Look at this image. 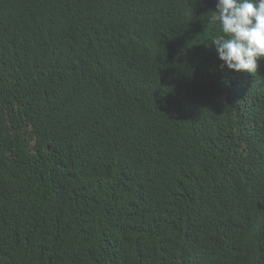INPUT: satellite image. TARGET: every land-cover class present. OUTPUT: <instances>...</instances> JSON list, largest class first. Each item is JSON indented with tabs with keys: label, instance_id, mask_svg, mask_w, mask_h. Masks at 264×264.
<instances>
[{
	"label": "trees",
	"instance_id": "16d2710c",
	"mask_svg": "<svg viewBox=\"0 0 264 264\" xmlns=\"http://www.w3.org/2000/svg\"><path fill=\"white\" fill-rule=\"evenodd\" d=\"M215 5L0 0V264H264V73Z\"/></svg>",
	"mask_w": 264,
	"mask_h": 264
},
{
	"label": "clouds",
	"instance_id": "9594fccd",
	"mask_svg": "<svg viewBox=\"0 0 264 264\" xmlns=\"http://www.w3.org/2000/svg\"><path fill=\"white\" fill-rule=\"evenodd\" d=\"M209 13L208 25L218 28L219 33L209 46H214L221 69L242 72V81L262 75L264 0H216Z\"/></svg>",
	"mask_w": 264,
	"mask_h": 264
}]
</instances>
